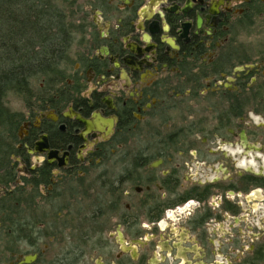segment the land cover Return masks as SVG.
Returning <instances> with one entry per match:
<instances>
[{
  "label": "flooded vegetation",
  "instance_id": "flooded-vegetation-1",
  "mask_svg": "<svg viewBox=\"0 0 264 264\" xmlns=\"http://www.w3.org/2000/svg\"><path fill=\"white\" fill-rule=\"evenodd\" d=\"M46 8L71 42L0 141V264H264V0Z\"/></svg>",
  "mask_w": 264,
  "mask_h": 264
},
{
  "label": "trees",
  "instance_id": "trees-1",
  "mask_svg": "<svg viewBox=\"0 0 264 264\" xmlns=\"http://www.w3.org/2000/svg\"><path fill=\"white\" fill-rule=\"evenodd\" d=\"M46 7L47 0H0V141L14 134L18 118L5 106L6 96L29 100L33 82L56 78L51 70L70 46L67 36L53 35Z\"/></svg>",
  "mask_w": 264,
  "mask_h": 264
},
{
  "label": "rangeland",
  "instance_id": "rangeland-1",
  "mask_svg": "<svg viewBox=\"0 0 264 264\" xmlns=\"http://www.w3.org/2000/svg\"><path fill=\"white\" fill-rule=\"evenodd\" d=\"M43 82H33L32 84V92L37 93L41 84ZM44 84V83H43ZM45 86V84H44ZM29 100H25L22 96L16 94H9L5 98V106L12 112L16 114H22L26 111V105H28Z\"/></svg>",
  "mask_w": 264,
  "mask_h": 264
}]
</instances>
